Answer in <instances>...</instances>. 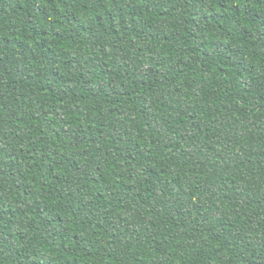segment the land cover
Wrapping results in <instances>:
<instances>
[{"label": "trees", "instance_id": "1", "mask_svg": "<svg viewBox=\"0 0 264 264\" xmlns=\"http://www.w3.org/2000/svg\"><path fill=\"white\" fill-rule=\"evenodd\" d=\"M0 264H264V0H0Z\"/></svg>", "mask_w": 264, "mask_h": 264}]
</instances>
